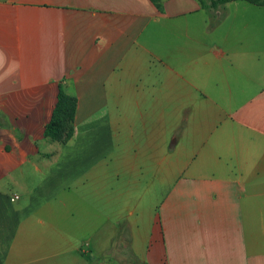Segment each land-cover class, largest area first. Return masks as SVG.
<instances>
[{
    "label": "crops",
    "instance_id": "obj_1",
    "mask_svg": "<svg viewBox=\"0 0 264 264\" xmlns=\"http://www.w3.org/2000/svg\"><path fill=\"white\" fill-rule=\"evenodd\" d=\"M227 6L0 0V264H264V36Z\"/></svg>",
    "mask_w": 264,
    "mask_h": 264
},
{
    "label": "trees",
    "instance_id": "obj_2",
    "mask_svg": "<svg viewBox=\"0 0 264 264\" xmlns=\"http://www.w3.org/2000/svg\"><path fill=\"white\" fill-rule=\"evenodd\" d=\"M158 4L160 0H151ZM203 7L216 8L236 0H199ZM248 3L264 6V0H242ZM76 101L75 98L68 95L59 87L56 97V103L53 107L50 120L45 124L43 135L46 139L60 143L68 142L74 132V113Z\"/></svg>",
    "mask_w": 264,
    "mask_h": 264
},
{
    "label": "rangeland",
    "instance_id": "obj_3",
    "mask_svg": "<svg viewBox=\"0 0 264 264\" xmlns=\"http://www.w3.org/2000/svg\"><path fill=\"white\" fill-rule=\"evenodd\" d=\"M221 16L214 19L217 29L229 28L242 35L264 36V6L254 5L242 0L226 3ZM233 5H238L233 8ZM166 189H163V192Z\"/></svg>",
    "mask_w": 264,
    "mask_h": 264
},
{
    "label": "built area",
    "instance_id": "obj_4",
    "mask_svg": "<svg viewBox=\"0 0 264 264\" xmlns=\"http://www.w3.org/2000/svg\"><path fill=\"white\" fill-rule=\"evenodd\" d=\"M17 198H18V196L17 195H14V196L11 197V200L13 201V200H15Z\"/></svg>",
    "mask_w": 264,
    "mask_h": 264
}]
</instances>
